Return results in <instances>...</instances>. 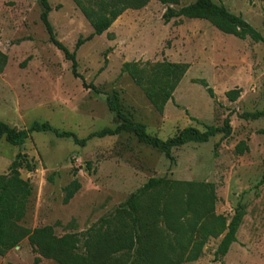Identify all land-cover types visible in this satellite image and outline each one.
I'll return each instance as SVG.
<instances>
[{
    "label": "rangeland",
    "instance_id": "rangeland-1",
    "mask_svg": "<svg viewBox=\"0 0 264 264\" xmlns=\"http://www.w3.org/2000/svg\"><path fill=\"white\" fill-rule=\"evenodd\" d=\"M195 1L49 0L57 39L76 53L77 76L72 60L51 42L39 0H0V119L16 131L36 121L79 138L114 129L122 120L111 97L162 140L187 127L222 128L226 119L231 125L228 134L220 130L207 142L174 147L172 159L130 130L86 145L43 132L23 145L2 138L0 176L17 177L15 190L21 182L32 189L17 225L80 235L114 217L151 177H164L183 183L158 194L162 206H173L172 223L165 216L160 221L158 244L190 257L176 264H264V116H252L264 111V44L224 33L206 19L165 20L169 8ZM213 1L264 36V0ZM116 11L111 27L93 35V20ZM171 86L172 97L162 103ZM232 89L241 90L234 101L226 94ZM151 204V197L142 201ZM239 205L245 215L237 241L215 260ZM0 264L60 263L25 236L0 253Z\"/></svg>",
    "mask_w": 264,
    "mask_h": 264
},
{
    "label": "trees",
    "instance_id": "trees-1",
    "mask_svg": "<svg viewBox=\"0 0 264 264\" xmlns=\"http://www.w3.org/2000/svg\"><path fill=\"white\" fill-rule=\"evenodd\" d=\"M163 3H179V0H160ZM43 7L41 20L47 29L50 40L65 55L72 60L73 72L77 75L76 53L69 49L57 39L54 27L49 20L51 5L49 0H39ZM119 12H113L93 20V35L103 34L108 30ZM184 16L209 20L224 33L234 35L240 39L250 37L255 42L264 44V36L246 21L241 15L230 12L224 5L213 0H196L178 10L169 8L164 14L166 21L174 17ZM81 44L79 41L78 46ZM170 71V69H168ZM78 76V75H77ZM209 94L214 96L213 88L207 81L201 80ZM174 86L164 91L162 103L172 97ZM240 89H232L226 92L230 100H236L240 95ZM116 97L109 98L111 110L115 111L122 122L116 128H104L90 133L85 138H79L74 132L59 130L48 122H34L28 129L16 131L8 123L0 119V140L5 138L13 145H23L27 138L34 132L53 133L61 138L72 139L79 145H86L93 138H103L130 130L143 143L149 144L164 152L169 158L172 157V149L180 147L190 141L207 142L218 131L230 132V121L226 119L222 128L209 126L205 131L194 127H187L178 135L167 140L147 133L145 126L141 123L131 121L123 113L118 105H113ZM253 117L264 116V111L253 113ZM239 152L244 151L242 145L238 146ZM32 168V167H29ZM32 170V169H31ZM19 181L17 177L6 178L0 176V253L16 247L20 240L29 236L30 241L46 256L56 259L60 264H176L190 257L184 258L182 253L172 255L166 248L158 244L161 236L160 221L162 216L166 218V224L172 223L169 217L172 204L168 201L161 205L158 194L162 190H169L172 186L177 188L183 183L171 181L164 177H151L137 192L132 193L124 205L117 209L115 216L107 218L100 227H92L82 234L70 233L63 236L55 234L51 226L36 229L24 228L17 225L25 212L26 202L31 195L32 189L29 182H21L18 190L14 184ZM189 183L188 185H194ZM260 184H264V174ZM152 198L151 206H143L142 201ZM245 210L239 205L231 220L228 231L222 238L217 250L215 260L225 256L231 245L237 241V232L242 224ZM122 220L120 224L116 223ZM105 226V227H104ZM178 226V225H177ZM105 228V229H104Z\"/></svg>",
    "mask_w": 264,
    "mask_h": 264
}]
</instances>
